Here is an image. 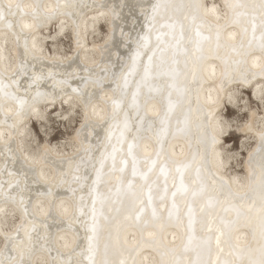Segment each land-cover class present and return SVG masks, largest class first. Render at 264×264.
Here are the masks:
<instances>
[{"label":"bare ground","instance_id":"obj_1","mask_svg":"<svg viewBox=\"0 0 264 264\" xmlns=\"http://www.w3.org/2000/svg\"><path fill=\"white\" fill-rule=\"evenodd\" d=\"M7 3L0 264H261L264 0Z\"/></svg>","mask_w":264,"mask_h":264},{"label":"rangeland","instance_id":"obj_2","mask_svg":"<svg viewBox=\"0 0 264 264\" xmlns=\"http://www.w3.org/2000/svg\"><path fill=\"white\" fill-rule=\"evenodd\" d=\"M244 93L247 94V96H249L251 98V100H253L252 94H250L248 91H246ZM224 113H226L228 116H232L233 115V112H232V110L230 108L228 110L225 109L224 110ZM240 118H242V116ZM32 128H33L34 132L36 133V135L38 136L39 139L43 137L42 135H40L39 126L36 124V121H34V120H33V126H32ZM66 131L67 132H70V128L69 127H64L59 132H58V128H57V131H55V135H52L51 138H53V140H55V141L56 140H59L60 138L66 136L65 133H64ZM227 135H225V136H227ZM226 140L229 141V144H233L234 146H236L237 145V142H238V136H228V138Z\"/></svg>","mask_w":264,"mask_h":264},{"label":"snow or ice","instance_id":"obj_3","mask_svg":"<svg viewBox=\"0 0 264 264\" xmlns=\"http://www.w3.org/2000/svg\"><path fill=\"white\" fill-rule=\"evenodd\" d=\"M7 9L11 10L12 8L20 9L22 10L23 6L20 3H13V0H8V3L6 5ZM39 6L37 5L36 8ZM236 7H245V5H236ZM262 9H264V3L261 4L260 6ZM36 8H33L32 14H36ZM4 18V6H0V19ZM147 71V70H146ZM151 198V197H150ZM153 215L155 216V212H153ZM139 219V216L137 217ZM123 264V262H121ZM261 264H264V260L261 261Z\"/></svg>","mask_w":264,"mask_h":264}]
</instances>
